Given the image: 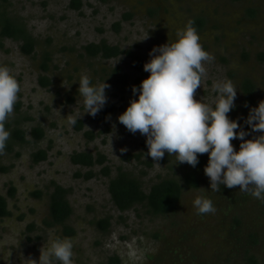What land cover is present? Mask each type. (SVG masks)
<instances>
[{
  "label": "rangeland",
  "instance_id": "1",
  "mask_svg": "<svg viewBox=\"0 0 264 264\" xmlns=\"http://www.w3.org/2000/svg\"><path fill=\"white\" fill-rule=\"evenodd\" d=\"M81 1L76 10L70 8V0H0L1 9L22 22L36 40L31 55L20 50L22 42L9 38L3 39L0 50V66H7L21 86L19 109L14 106L6 123L24 130L29 140L0 155V164L13 165L8 173H0V195L6 197L10 212L0 218V264L38 262L40 249L55 238L72 239L73 264H106L114 255L120 264H250V256L264 264V202L224 185L219 192L211 191L205 167L197 173L199 187H185L167 214L152 216L140 206L126 212L115 207L108 185L119 169L139 177L148 191L164 178L182 183L184 173L195 167L175 163L169 155L166 163L150 156L140 162L122 157L141 151L146 138L130 133L118 116L132 99H138L132 87L139 88L148 75L133 68L125 54L104 59L91 58L84 51L89 43L105 40L110 46L134 51L147 63L154 47L174 41L189 21L203 19L204 28L196 31L204 50L215 59L204 65L206 74L196 99L214 107L219 93L213 91V84L231 80L237 98L228 115L247 131L242 82H254L257 100H264V0ZM124 14L131 16L126 19ZM45 54L50 58L46 72L41 68ZM82 74L90 76L93 85L104 81L110 85L106 95L116 106L111 119L93 120L88 114L80 118L84 112L78 102ZM40 76L49 79L48 86L40 84ZM67 116L81 120L82 129L76 130ZM34 127L44 131L40 140L31 136ZM86 131H92L94 139H87ZM257 135L250 133L245 139ZM232 143L239 151L241 141ZM39 149H47V158L34 164L31 154ZM81 151L106 157L104 165L91 168L89 179L81 175L90 168L70 160L73 152ZM103 166L109 167L110 177L101 173ZM52 183L69 189L73 211L66 224L74 230L72 236L64 235L62 226L44 224ZM10 186L16 189L14 197L8 194ZM36 191L41 194L35 195ZM201 195L213 201L215 214H197L193 201ZM106 217L111 223L107 233L96 225ZM30 223L35 225L31 232L27 231Z\"/></svg>",
  "mask_w": 264,
  "mask_h": 264
},
{
  "label": "clouds",
  "instance_id": "2",
  "mask_svg": "<svg viewBox=\"0 0 264 264\" xmlns=\"http://www.w3.org/2000/svg\"><path fill=\"white\" fill-rule=\"evenodd\" d=\"M174 41L154 47L144 64V71L150 75L143 79L139 88L132 87L138 99H132L126 110L118 116L120 124L132 134L139 132L146 136L148 152L153 161H160L165 153L175 157V163L195 167L198 156L208 154L204 174L209 178L213 192L238 188L241 192L264 202V100L251 108L244 123L251 133H260L252 139H245L250 132L229 118L235 108L237 88L231 80L214 83L213 91L219 93L215 106L196 99L206 74V63L214 57L204 50L193 22L178 30ZM78 94L82 98L84 114L95 117L107 103L105 81L98 85L91 83L88 75L82 74ZM21 86L7 66H0V155L5 153L10 132L6 121L12 117ZM247 106V105H246ZM70 124L75 117L67 116ZM87 127V126H86ZM239 129V131H237ZM239 139V151L233 140ZM127 149H121L125 152ZM158 164V163H156ZM159 165V164H158ZM205 190L204 188H201ZM197 214H215L213 201L206 196H197L193 201ZM73 241L70 238H55L48 247L40 249L39 261L32 264H73Z\"/></svg>",
  "mask_w": 264,
  "mask_h": 264
},
{
  "label": "trees",
  "instance_id": "3",
  "mask_svg": "<svg viewBox=\"0 0 264 264\" xmlns=\"http://www.w3.org/2000/svg\"><path fill=\"white\" fill-rule=\"evenodd\" d=\"M82 6L81 0H70V8L79 10ZM130 14H124L123 18H129ZM193 22V27L197 30H201L205 26V22L202 19H196ZM116 26H119V23H116ZM9 38L14 41L22 42L20 50L27 54L31 55L34 53L36 40L27 30L26 26L16 19L12 18L6 9H1L0 7V50L3 49V39ZM84 51L87 56L91 58L101 57L104 59H109L117 57L121 54H125L131 60V65L133 68L139 71H144L145 61L138 54L132 50H122L118 46H110L106 43L105 40L100 41L99 43H89L84 47ZM50 58L48 54H45L41 68L43 71H48V62ZM148 76V72H145ZM39 82L42 86L46 87L49 85V79L45 76L39 77ZM241 91L243 95V103L247 110V116L251 108L257 107L260 101L257 100L255 96V84L249 79H245L241 84ZM247 105V106H246ZM16 110L19 109V103L15 104ZM116 113V106L114 103L107 100V103L103 109L95 116L90 117L93 120L101 119H111ZM76 130L82 129V121L76 120L74 124ZM6 130L10 132V138L6 142L5 153H10L14 150V147L22 146L27 144L29 140L26 139V133L19 127L10 128L9 124H5ZM246 130L251 133L250 127L246 124ZM256 134V133H251ZM44 131L40 127H34L31 130V136L35 140H40L43 138ZM87 139H94L95 135L92 131H86L84 133ZM146 139L143 138L141 141V151L132 154H125L122 157L125 160L134 159L138 162L142 160L145 153L148 152L146 145ZM17 156H19L17 154ZM207 154L199 155V163L184 173L183 182L181 183L175 178H164L157 183L151 185L148 191H145L143 188V183L141 179L131 172L119 169L114 177L110 178L108 191L111 196V200L115 207L120 212H126L130 209L135 208L136 206L143 207L145 212L152 216L164 215L172 211L180 200L182 191L185 187L189 188H198L200 180L197 177L198 171H201L203 167L207 165ZM47 158V149H39L31 154L32 163L37 164L41 161L46 160ZM70 160L74 165H79L82 167L90 168L81 176L85 179H89L93 176L92 167L95 165H104L106 157L102 153H96L94 155L88 151L73 152L70 156ZM168 154L165 153V156L160 162H168ZM148 165H151V162H148ZM10 165L0 164V173H8L11 168ZM101 173L105 176L110 177V169L108 166H103L101 168ZM80 176V174H78ZM15 187L10 186L8 194L10 197L15 195ZM35 195H40V191H36ZM69 189L64 188L61 185L52 183V190L49 193V217L44 221V224L47 227L53 226H62L63 234L66 236H72L74 230L69 227L66 222L72 214V207L68 201ZM10 214L7 209V199L5 196L0 195V218L6 217ZM110 218H102L96 222L97 227L104 231L108 232L110 228ZM35 228L33 223L27 225V231L31 232ZM30 239V238H28ZM250 264H257V261L254 257L250 256L248 258ZM106 264H120V259L117 255L109 257Z\"/></svg>",
  "mask_w": 264,
  "mask_h": 264
}]
</instances>
